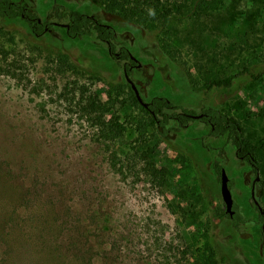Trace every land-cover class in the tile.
<instances>
[{
	"label": "rangeland",
	"instance_id": "obj_1",
	"mask_svg": "<svg viewBox=\"0 0 264 264\" xmlns=\"http://www.w3.org/2000/svg\"><path fill=\"white\" fill-rule=\"evenodd\" d=\"M13 1L55 25L35 37L19 20H0V264H194L198 250L209 246L216 264H264L263 221L254 203L264 210L258 195L260 186L264 192V74L211 90L198 75L224 76L248 64L263 70L264 0H222L217 10L175 23L185 65L160 49L154 30L107 18L117 48L137 61L128 78L144 101L164 96L197 112L210 106L227 112L261 159L255 174L226 136L213 137L204 122L191 121L171 130L150 160L169 170L164 185L136 154L142 148L133 132L108 142L81 112L87 92L127 79L105 43L68 37L52 8L95 14L98 7L91 0ZM49 48L69 52L98 79L55 73ZM216 160L244 220L237 229L225 213Z\"/></svg>",
	"mask_w": 264,
	"mask_h": 264
},
{
	"label": "trees",
	"instance_id": "obj_2",
	"mask_svg": "<svg viewBox=\"0 0 264 264\" xmlns=\"http://www.w3.org/2000/svg\"><path fill=\"white\" fill-rule=\"evenodd\" d=\"M97 7L98 12L87 14L80 10H67L61 4H54L53 16L65 21L63 28L68 37L76 38L83 36H95L100 42L108 47L111 57L122 63V70L125 77H130L132 70L136 67L137 61L132 57L126 47L117 48L115 44V30L107 23V18L121 21L139 27L141 29H152L160 49L174 62L185 65L183 58V46L173 34V26L184 17L198 14L199 12L217 10L222 0H91ZM154 12V15L150 14ZM0 20H19L28 28L35 37H41L51 31L55 25L54 21L48 18L43 20L38 12L20 1L0 0ZM50 57L51 65L57 74H73L87 76L88 79H98L93 72L71 59L69 52L65 50L44 49ZM191 81L196 79L187 72ZM204 79L208 90L213 88H229L235 80L242 75H249L252 80H258L264 74L255 72L252 64L244 65L228 75H219L212 70H203L198 75ZM100 80V79H99ZM87 92L82 99L84 104L80 106L81 112L97 126L98 134L106 141L113 142L128 132L134 133V140L138 142L141 151L136 152L142 159L152 166L151 173L154 177L160 178V184H165V177L169 170L162 167L161 170L153 165L151 158L159 153L162 143L171 139V130L186 128L191 121H202L209 126V134L213 137L226 136L227 140L235 147V153L241 161L248 163L251 171L255 174L261 169V159L254 152L247 140L244 128L240 121L227 112L215 107H204L201 112L193 108L185 107L174 103L164 96H154L143 106L135 95L131 84L127 81L124 84H112L106 82L103 86ZM201 117L195 118V115ZM174 125H171V124ZM137 150V149H136ZM223 156L224 149H219ZM214 170L220 175L223 168L221 160L213 163ZM255 184L258 179L255 178ZM183 193L188 194L186 190ZM191 194L195 190L191 189ZM258 195L263 196L262 187L258 188ZM234 206V213L229 216L234 228L244 222L241 214ZM258 209V207H257ZM259 212V219L263 221L260 248L264 252V216ZM198 256L194 264H216L215 251L210 246L198 250Z\"/></svg>",
	"mask_w": 264,
	"mask_h": 264
},
{
	"label": "water",
	"instance_id": "obj_3",
	"mask_svg": "<svg viewBox=\"0 0 264 264\" xmlns=\"http://www.w3.org/2000/svg\"><path fill=\"white\" fill-rule=\"evenodd\" d=\"M127 81L131 84L132 89L135 92L136 97L138 98L139 102L143 105L146 106L148 105V102L144 101L143 98L141 97L140 93L138 92L135 84L128 78L126 77ZM195 118H199L201 117V114L195 115ZM220 189H221V196L223 199V202L225 204V211L227 213H229L230 215H232L235 211L233 209V205H234V200L232 197V193L229 187V178L225 172V169L222 168L221 172H220ZM258 179V177H257ZM254 203L256 204V206L258 207V210L263 214L264 210L262 209L261 205L259 204V202L254 199Z\"/></svg>",
	"mask_w": 264,
	"mask_h": 264
},
{
	"label": "clouds",
	"instance_id": "obj_4",
	"mask_svg": "<svg viewBox=\"0 0 264 264\" xmlns=\"http://www.w3.org/2000/svg\"><path fill=\"white\" fill-rule=\"evenodd\" d=\"M150 14H151V15H154V12H151V11H150Z\"/></svg>",
	"mask_w": 264,
	"mask_h": 264
},
{
	"label": "flooded vegetation",
	"instance_id": "obj_5",
	"mask_svg": "<svg viewBox=\"0 0 264 264\" xmlns=\"http://www.w3.org/2000/svg\"><path fill=\"white\" fill-rule=\"evenodd\" d=\"M263 216H264V213H263ZM262 229H263V225H262Z\"/></svg>",
	"mask_w": 264,
	"mask_h": 264
}]
</instances>
